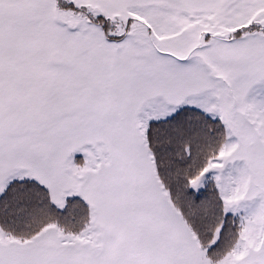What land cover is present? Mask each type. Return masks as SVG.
<instances>
[{
  "label": "snow or ice",
  "instance_id": "obj_1",
  "mask_svg": "<svg viewBox=\"0 0 264 264\" xmlns=\"http://www.w3.org/2000/svg\"><path fill=\"white\" fill-rule=\"evenodd\" d=\"M0 264H264V0H0Z\"/></svg>",
  "mask_w": 264,
  "mask_h": 264
}]
</instances>
